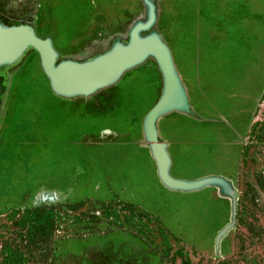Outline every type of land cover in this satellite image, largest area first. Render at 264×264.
I'll return each mask as SVG.
<instances>
[{
    "label": "rangeland",
    "instance_id": "1",
    "mask_svg": "<svg viewBox=\"0 0 264 264\" xmlns=\"http://www.w3.org/2000/svg\"><path fill=\"white\" fill-rule=\"evenodd\" d=\"M149 1L156 20L141 36L167 45L188 102L156 123L170 175L226 187L160 179L145 132L164 92L155 58L67 96L29 48L0 64V264H264V0ZM149 11L146 0H0V28L31 27L57 64H82L128 45ZM42 207L54 208L47 259L21 222Z\"/></svg>",
    "mask_w": 264,
    "mask_h": 264
},
{
    "label": "water",
    "instance_id": "2",
    "mask_svg": "<svg viewBox=\"0 0 264 264\" xmlns=\"http://www.w3.org/2000/svg\"><path fill=\"white\" fill-rule=\"evenodd\" d=\"M146 3L150 9L149 20L134 27L128 45L121 44V48L114 47L105 55L82 64L73 62L57 64L58 54L52 42L38 37L31 27L0 28V64L9 60L14 61L28 48H34L41 57L43 70L54 90L58 93L60 91L71 93L63 95L72 96L93 94L116 83L127 70L142 64L149 57L155 58L164 76V92L158 104L146 117L145 132L148 141L152 143V153L158 164L160 179L169 188L177 190L191 191L213 184H218L224 189L226 182L220 178L184 181L170 175L171 160L166 145L159 142L156 123L160 117L173 110H188V102L167 45L156 33L141 36V32L151 29L156 20L154 5L149 0H146ZM236 216L237 207L234 203V219Z\"/></svg>",
    "mask_w": 264,
    "mask_h": 264
},
{
    "label": "trees",
    "instance_id": "3",
    "mask_svg": "<svg viewBox=\"0 0 264 264\" xmlns=\"http://www.w3.org/2000/svg\"><path fill=\"white\" fill-rule=\"evenodd\" d=\"M257 182L258 186L263 188V182L260 179H258ZM252 190L253 192H256L255 188L251 186L246 191L245 196H247ZM53 210V207L27 210L21 221L24 225L23 227L27 228L26 234L23 238L27 241V244H29V248H31L30 252L33 254L36 251H40V257L45 254L46 259L52 254L50 253V247L45 246L50 244L52 238V230L54 226ZM43 247H45V249H41ZM23 258V255L16 257L13 264H25Z\"/></svg>",
    "mask_w": 264,
    "mask_h": 264
},
{
    "label": "bare ground",
    "instance_id": "4",
    "mask_svg": "<svg viewBox=\"0 0 264 264\" xmlns=\"http://www.w3.org/2000/svg\"><path fill=\"white\" fill-rule=\"evenodd\" d=\"M121 46V44H117L116 46H115V48H117V49H119V48H121L120 47ZM59 93H61V94H67V95H70L71 93H66V92H62V91H60ZM74 94V93H73ZM76 94V93H75Z\"/></svg>",
    "mask_w": 264,
    "mask_h": 264
},
{
    "label": "flooded vegetation",
    "instance_id": "5",
    "mask_svg": "<svg viewBox=\"0 0 264 264\" xmlns=\"http://www.w3.org/2000/svg\"><path fill=\"white\" fill-rule=\"evenodd\" d=\"M29 49V48H28ZM12 60L6 61V62H11Z\"/></svg>",
    "mask_w": 264,
    "mask_h": 264
}]
</instances>
